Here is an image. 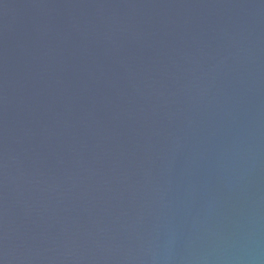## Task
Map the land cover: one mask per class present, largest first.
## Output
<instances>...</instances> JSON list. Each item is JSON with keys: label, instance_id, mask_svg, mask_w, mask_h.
Listing matches in <instances>:
<instances>
[{"label": "water", "instance_id": "obj_1", "mask_svg": "<svg viewBox=\"0 0 264 264\" xmlns=\"http://www.w3.org/2000/svg\"><path fill=\"white\" fill-rule=\"evenodd\" d=\"M0 264H264V0H0Z\"/></svg>", "mask_w": 264, "mask_h": 264}]
</instances>
